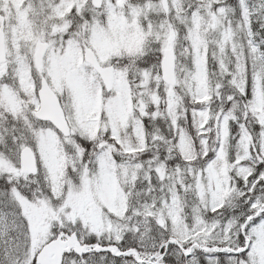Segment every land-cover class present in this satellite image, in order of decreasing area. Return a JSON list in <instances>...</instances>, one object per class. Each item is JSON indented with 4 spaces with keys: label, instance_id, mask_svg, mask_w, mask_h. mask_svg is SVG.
I'll return each instance as SVG.
<instances>
[{
    "label": "snow or ice",
    "instance_id": "1",
    "mask_svg": "<svg viewBox=\"0 0 264 264\" xmlns=\"http://www.w3.org/2000/svg\"><path fill=\"white\" fill-rule=\"evenodd\" d=\"M0 264H264V0H0Z\"/></svg>",
    "mask_w": 264,
    "mask_h": 264
}]
</instances>
